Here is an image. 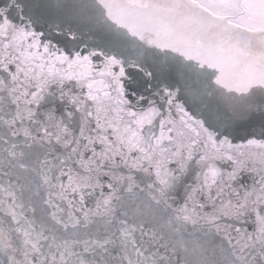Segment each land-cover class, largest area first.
I'll return each instance as SVG.
<instances>
[{
	"label": "snow or ice",
	"instance_id": "1",
	"mask_svg": "<svg viewBox=\"0 0 264 264\" xmlns=\"http://www.w3.org/2000/svg\"><path fill=\"white\" fill-rule=\"evenodd\" d=\"M0 264H264V0H0Z\"/></svg>",
	"mask_w": 264,
	"mask_h": 264
}]
</instances>
